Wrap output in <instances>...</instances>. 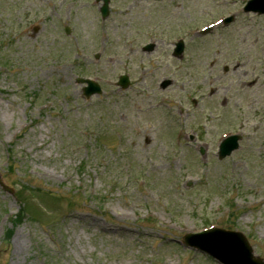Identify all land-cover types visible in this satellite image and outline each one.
<instances>
[{
    "label": "rangeland",
    "instance_id": "obj_1",
    "mask_svg": "<svg viewBox=\"0 0 264 264\" xmlns=\"http://www.w3.org/2000/svg\"><path fill=\"white\" fill-rule=\"evenodd\" d=\"M246 1L110 0L102 20L94 0H0V264H218L181 243L209 226L264 259V15Z\"/></svg>",
    "mask_w": 264,
    "mask_h": 264
},
{
    "label": "water",
    "instance_id": "obj_2",
    "mask_svg": "<svg viewBox=\"0 0 264 264\" xmlns=\"http://www.w3.org/2000/svg\"><path fill=\"white\" fill-rule=\"evenodd\" d=\"M106 10L104 6L103 12ZM122 87H126L127 80L125 77L121 80ZM98 92L95 87L94 90L87 92V96L91 93ZM227 148V147H225ZM233 146L227 148L226 152L221 154V157L229 154ZM221 239V242L216 240ZM184 243L196 249L207 252L215 257L221 264H264V261L255 260L251 255V250L245 240L236 234L224 233L215 231L214 235L204 238L200 243L184 240Z\"/></svg>",
    "mask_w": 264,
    "mask_h": 264
}]
</instances>
